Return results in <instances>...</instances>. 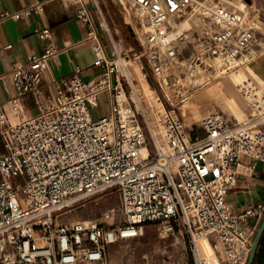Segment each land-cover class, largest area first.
Here are the masks:
<instances>
[{"label": "built area", "instance_id": "2783aa9c", "mask_svg": "<svg viewBox=\"0 0 264 264\" xmlns=\"http://www.w3.org/2000/svg\"><path fill=\"white\" fill-rule=\"evenodd\" d=\"M216 1L131 0L155 72L176 63L180 47L172 34L193 8L214 27L205 30L208 56L239 66L264 50L262 8L253 0L245 1L243 10ZM65 2L77 6V16L89 26L100 75L83 80L76 67L72 77L46 94L36 115L15 124L0 106L5 146L0 152V264H92L118 240L141 237L149 224L163 226L167 236L186 235L194 264H249L264 203L236 214L227 198L241 176H253L264 165V92L252 79L241 81L238 91L248 120L234 123L215 112L202 120L204 136H192L175 108L161 102L158 110L143 102L120 44L113 43L112 56L106 53L88 3ZM94 9L108 31L98 1ZM42 11L39 2L0 14V20ZM37 34L47 42L44 53L17 63L10 73L15 88L10 105L17 114L29 94L42 95L49 62L61 52L49 29ZM103 109L106 114H100ZM143 148L148 156L139 161ZM20 176L23 182H12ZM113 190L120 196L122 225L67 224L60 218L72 206Z\"/></svg>", "mask_w": 264, "mask_h": 264}, {"label": "rangeland", "instance_id": "374dc122", "mask_svg": "<svg viewBox=\"0 0 264 264\" xmlns=\"http://www.w3.org/2000/svg\"><path fill=\"white\" fill-rule=\"evenodd\" d=\"M217 2L208 0V4ZM222 3L229 8L243 10L245 0ZM99 4L103 14L108 8L115 19L119 33L109 29L108 24L107 28L125 53L130 76L143 102L158 110L162 109L161 102L166 107L175 108L192 136L201 138L204 136L201 123L209 114L221 112L234 123L248 120L247 105L239 94L238 85L243 80L252 79L264 92V83L253 76L251 63L255 57L250 59L247 56L242 59L246 60L243 64L229 66L221 58L208 56L203 49L208 40L205 30H214V27L196 8L189 9L177 22L180 54L176 63L163 68L164 73L161 74L160 71L155 72L148 62L145 35L136 21L138 12L131 0H100ZM128 15L131 17L129 22ZM260 45L264 47V44ZM258 49V46L254 48ZM106 97L102 95V99ZM106 112L103 109L100 114ZM24 179L20 176L13 178L12 182H23ZM60 218L67 224L95 221L116 227L124 223L116 190L84 200L63 212ZM92 264H194V259L186 235L176 232L167 236L163 226L149 224L141 237L118 240L107 247L102 261Z\"/></svg>", "mask_w": 264, "mask_h": 264}, {"label": "crops", "instance_id": "0c3cea01", "mask_svg": "<svg viewBox=\"0 0 264 264\" xmlns=\"http://www.w3.org/2000/svg\"><path fill=\"white\" fill-rule=\"evenodd\" d=\"M85 1L94 14L98 37L106 53L112 56L113 43L117 41L112 38L111 30L105 31L98 24L94 2L100 0ZM39 2L43 4V11L39 14L21 19L9 17L0 20V106H4L13 124L22 118L36 115L39 106L45 103L46 94L50 91L55 92L63 78L72 77L76 67L82 69L80 76L83 80L100 75V69L94 66L98 54L88 41L89 26L77 16V6L69 5L65 0H0V14H14ZM253 2L262 8L264 16V0ZM103 15L109 29L115 30L118 34L119 29L111 11L105 8ZM43 29L51 31L50 41L61 52L49 62L42 95L29 94L23 102V112L17 114L10 105L15 95L10 73L17 63H26L30 56L44 53L47 42L37 34L38 30ZM252 61L253 76L264 83V50ZM0 152H5L1 134ZM227 201L230 209L236 214H240L251 205L264 203V165H260L253 176H241L236 187L229 193Z\"/></svg>", "mask_w": 264, "mask_h": 264}, {"label": "trees", "instance_id": "16d2710c", "mask_svg": "<svg viewBox=\"0 0 264 264\" xmlns=\"http://www.w3.org/2000/svg\"><path fill=\"white\" fill-rule=\"evenodd\" d=\"M252 264H264V232L259 239Z\"/></svg>", "mask_w": 264, "mask_h": 264}, {"label": "water", "instance_id": "95a60500", "mask_svg": "<svg viewBox=\"0 0 264 264\" xmlns=\"http://www.w3.org/2000/svg\"><path fill=\"white\" fill-rule=\"evenodd\" d=\"M247 2H250V0H245ZM264 232V219L259 227V230L255 236V239H254V242H253V252H252V256L250 258V261H249V264H252L253 263V259H254V256H255V253H256V250H257V245H258V242H259V239L260 237L262 236Z\"/></svg>", "mask_w": 264, "mask_h": 264}, {"label": "bare ground", "instance_id": "6f19581e", "mask_svg": "<svg viewBox=\"0 0 264 264\" xmlns=\"http://www.w3.org/2000/svg\"><path fill=\"white\" fill-rule=\"evenodd\" d=\"M228 1V0H227ZM243 8H244V4H243ZM242 8V9H243ZM131 18V17H130ZM130 18H129V15H128V17H127V21L129 22V21H131L130 20ZM177 27V25L175 26V28ZM187 28L189 27L188 25L186 26ZM176 30L177 29H175V31L173 32V34H172V37L173 38H177L179 35H177V33H176ZM182 31V30H181ZM178 32V31H177ZM177 35V36H176ZM205 117H207V116H205ZM204 117V118H205ZM203 118V119H204ZM148 156V151H147V149H145V148H143L141 151H140V153L138 154V156H137V160H141V159H143V158H145V157H147Z\"/></svg>", "mask_w": 264, "mask_h": 264}]
</instances>
